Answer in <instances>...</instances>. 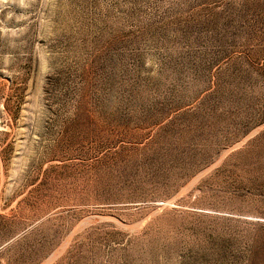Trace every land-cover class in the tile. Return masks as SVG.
Returning a JSON list of instances; mask_svg holds the SVG:
<instances>
[{
    "label": "rangeland",
    "instance_id": "1",
    "mask_svg": "<svg viewBox=\"0 0 264 264\" xmlns=\"http://www.w3.org/2000/svg\"><path fill=\"white\" fill-rule=\"evenodd\" d=\"M0 264H264V0H0Z\"/></svg>",
    "mask_w": 264,
    "mask_h": 264
}]
</instances>
